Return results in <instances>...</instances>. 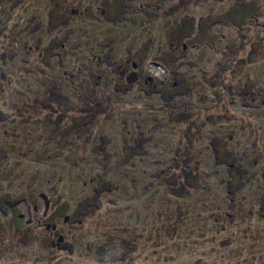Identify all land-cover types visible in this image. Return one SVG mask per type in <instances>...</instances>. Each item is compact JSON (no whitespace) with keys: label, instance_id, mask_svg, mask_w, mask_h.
<instances>
[{"label":"rangeland","instance_id":"1","mask_svg":"<svg viewBox=\"0 0 264 264\" xmlns=\"http://www.w3.org/2000/svg\"><path fill=\"white\" fill-rule=\"evenodd\" d=\"M0 264H264V0H0Z\"/></svg>","mask_w":264,"mask_h":264},{"label":"flooded vegetation","instance_id":"2","mask_svg":"<svg viewBox=\"0 0 264 264\" xmlns=\"http://www.w3.org/2000/svg\"><path fill=\"white\" fill-rule=\"evenodd\" d=\"M117 68L119 69V72L121 73V76L124 77V78L126 77L125 78L126 80L127 79H130V77H134V76H137L138 75L137 74L138 72L136 73V71H133V70L127 68L126 65H120Z\"/></svg>","mask_w":264,"mask_h":264},{"label":"water","instance_id":"3","mask_svg":"<svg viewBox=\"0 0 264 264\" xmlns=\"http://www.w3.org/2000/svg\"><path fill=\"white\" fill-rule=\"evenodd\" d=\"M135 75V74H134ZM136 77V76H135Z\"/></svg>","mask_w":264,"mask_h":264}]
</instances>
